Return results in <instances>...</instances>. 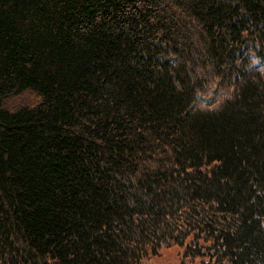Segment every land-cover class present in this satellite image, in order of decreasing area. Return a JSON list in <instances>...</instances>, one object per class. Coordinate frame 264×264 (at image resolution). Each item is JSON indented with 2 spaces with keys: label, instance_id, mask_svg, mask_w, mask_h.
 <instances>
[{
  "label": "trees",
  "instance_id": "obj_1",
  "mask_svg": "<svg viewBox=\"0 0 264 264\" xmlns=\"http://www.w3.org/2000/svg\"><path fill=\"white\" fill-rule=\"evenodd\" d=\"M249 59L264 0H0V264H264Z\"/></svg>",
  "mask_w": 264,
  "mask_h": 264
},
{
  "label": "rangeland",
  "instance_id": "obj_2",
  "mask_svg": "<svg viewBox=\"0 0 264 264\" xmlns=\"http://www.w3.org/2000/svg\"><path fill=\"white\" fill-rule=\"evenodd\" d=\"M250 60V65L248 68L254 70L261 71L262 74H264V66H260L257 64V61L253 59ZM220 81L215 80L209 88L203 89L200 91V94L198 95V98L196 100L195 108L196 109H209L213 108L216 109L219 107V104L221 101L227 97L228 93L222 88L219 92H216L215 84L222 87L219 84ZM179 255L177 253L176 248L166 249L163 251V254L160 255L157 258H151V259H144L142 264H180L179 262Z\"/></svg>",
  "mask_w": 264,
  "mask_h": 264
}]
</instances>
